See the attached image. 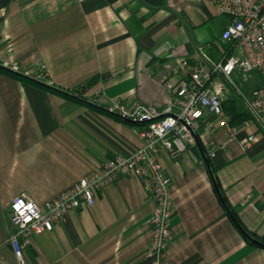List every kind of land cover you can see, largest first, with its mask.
<instances>
[{"label": "crops", "instance_id": "1", "mask_svg": "<svg viewBox=\"0 0 264 264\" xmlns=\"http://www.w3.org/2000/svg\"><path fill=\"white\" fill-rule=\"evenodd\" d=\"M228 24V16L189 0H0V264H17L8 245L11 200L24 193L41 206L100 162L131 155L141 145L133 124L104 107L114 98L168 103L160 78L183 77L170 69L182 58L192 64L197 46L218 60ZM36 64L53 89L11 69ZM249 77L245 93L261 85L257 72ZM82 85L83 98L67 96ZM92 98L98 106L87 103ZM234 126L228 138L204 113L198 144L175 158L158 154L173 203L165 264H264V247L246 239L227 212L264 240V133L255 124ZM250 134L243 149L239 141ZM153 207L138 179L121 176L95 191L92 206L70 210L35 235L26 257L32 264H147L145 219Z\"/></svg>", "mask_w": 264, "mask_h": 264}, {"label": "built area", "instance_id": "2", "mask_svg": "<svg viewBox=\"0 0 264 264\" xmlns=\"http://www.w3.org/2000/svg\"><path fill=\"white\" fill-rule=\"evenodd\" d=\"M189 1L209 5L218 14L229 17V24L221 34L225 48L219 59L210 60L204 46L196 47V59L192 64L188 58H182L176 67L170 69V73L176 76L181 73L183 77L173 82L163 75L159 80L160 86L170 94V100L165 105L139 102L128 105L114 98L104 107L108 114L133 124L132 133L141 140V145L131 155L115 156L100 162L95 171L41 206L24 193L11 200L10 220L14 232L8 239V245L17 264H32L26 257V249L35 235L51 231L53 225L70 210L92 206L95 191H102L107 184L121 176L138 179L154 202L152 212L145 219L151 241L144 257L147 264H165L173 203L170 178L164 172L158 154L165 150L171 158H175L187 149V145H194L197 139L196 124L204 113L217 119V126L226 130L228 138L235 136L238 128L230 125V117L222 106L229 90L214 81L216 76L230 80L233 72L259 74L260 86L245 93L234 85L233 92L249 115L239 126L245 128L255 124L264 133V0ZM166 45L172 49L169 43ZM11 69L41 82L47 79L46 68L42 64L24 69L14 65ZM84 87L80 86L71 95L83 98ZM98 93L100 91L95 94L96 97ZM87 103L98 106L96 98L88 99ZM212 127L209 125L210 129ZM253 140L254 136L250 134L239 143L245 149Z\"/></svg>", "mask_w": 264, "mask_h": 264}, {"label": "trees", "instance_id": "3", "mask_svg": "<svg viewBox=\"0 0 264 264\" xmlns=\"http://www.w3.org/2000/svg\"><path fill=\"white\" fill-rule=\"evenodd\" d=\"M14 75H16L18 78L25 80L27 82H31V83L36 84V85L41 86V87H46L44 85H41V83L44 84L45 81L44 82L38 81L32 77L24 75L23 73H16ZM46 88H48V87H46ZM49 89H51V88H49ZM67 96L73 97L71 95H67ZM74 99H78V98H74ZM222 106H223L224 112L230 117V125H232V126L239 125L242 121L247 120L249 118L248 113L242 109V106L237 102L236 98L233 96H229L226 100H224L222 102ZM221 198L223 201H225L224 196H222ZM227 212L230 215V217L232 218V220L234 221L237 228L242 233L245 232L246 231L245 227L242 225V223L240 222V220H239L238 216L235 214V212L230 208H227ZM260 241L264 245V240L260 239Z\"/></svg>", "mask_w": 264, "mask_h": 264}, {"label": "rangeland", "instance_id": "4", "mask_svg": "<svg viewBox=\"0 0 264 264\" xmlns=\"http://www.w3.org/2000/svg\"><path fill=\"white\" fill-rule=\"evenodd\" d=\"M215 50V49H214ZM207 56L210 57V53L209 51H207ZM203 65L206 67L207 65L205 63H203ZM221 75H218L217 77L214 78L215 82H219L221 84H224L227 90H230V92H228L230 94V96H233L235 98L236 95L234 94L233 90H234V85H237L240 87L241 90L244 91L242 85L244 86L247 82V84L249 85L251 83V79L252 77H249L250 74H246V73H238V72H233L230 75V80L223 78ZM246 81V82H245ZM245 82V83H244Z\"/></svg>", "mask_w": 264, "mask_h": 264}, {"label": "water", "instance_id": "5", "mask_svg": "<svg viewBox=\"0 0 264 264\" xmlns=\"http://www.w3.org/2000/svg\"><path fill=\"white\" fill-rule=\"evenodd\" d=\"M41 85H44V86H46V87H48V88L53 89L52 87L47 86V85H45V84H43V83H41ZM65 94H66V93H65ZM67 95H69V94H67ZM71 96H72V95H71ZM73 97H74V96H73ZM197 142H198V141H197V139H196L195 143L198 144ZM214 188H215V190H216V192H217L219 198L221 199V194H220V192H219V190H218V188H217V186H216L215 184H214ZM243 235L245 236L246 239H248V240H249L250 242H252L253 244L258 245V246H263V247H264V245H263L261 242H259L258 240L254 239L253 237H251V236H250L249 234H247L246 232H243Z\"/></svg>", "mask_w": 264, "mask_h": 264}]
</instances>
